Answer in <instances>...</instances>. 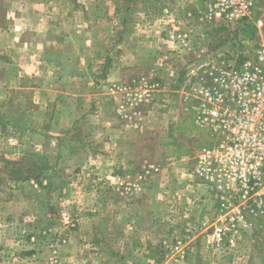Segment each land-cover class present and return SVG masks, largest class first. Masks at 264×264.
<instances>
[{
    "label": "rangeland",
    "instance_id": "374dc122",
    "mask_svg": "<svg viewBox=\"0 0 264 264\" xmlns=\"http://www.w3.org/2000/svg\"><path fill=\"white\" fill-rule=\"evenodd\" d=\"M202 7L196 0H0V264H18L20 258L28 264H79V252L70 260L62 258L71 233L83 219L109 224L108 200L97 206V193L121 203L137 202L146 184L158 178L151 171L139 180L147 164L170 171L176 160L190 164L208 143L171 81L168 89L164 83L163 92L141 107L137 121L118 114L119 95L113 88L143 74L155 75L156 51L141 68L128 53L143 41L140 37L149 49L154 37L168 44L166 37L180 34L209 37L212 45L228 37H257L253 19L206 23ZM256 7V15L262 13L264 0H256ZM99 11L102 16L91 15ZM177 59L173 55V61ZM76 95L84 100L76 102ZM93 97L104 99L106 112L115 101L117 120L132 129L147 150V157L122 167L111 184L97 167L82 163L93 122L77 113H90L97 104ZM19 159L24 168L30 159L46 168L38 178H17L13 171L18 164L13 162ZM129 181L143 189L128 190ZM83 194L88 204L81 215L76 199ZM180 195L165 201L174 219L171 228L150 229L145 246L139 244V236L126 246L121 239L116 246L113 233L100 242L91 236L83 250L86 264H264V225L247 231L232 247L213 248L206 243L205 219L194 205L182 203ZM142 213L140 221L146 222L148 215ZM178 240L184 243L183 256L171 251Z\"/></svg>",
    "mask_w": 264,
    "mask_h": 264
},
{
    "label": "built area",
    "instance_id": "2783aa9c",
    "mask_svg": "<svg viewBox=\"0 0 264 264\" xmlns=\"http://www.w3.org/2000/svg\"><path fill=\"white\" fill-rule=\"evenodd\" d=\"M196 1L203 5L206 23L253 19L256 28L257 37H228L216 45L209 37H166L172 48L159 58L193 124L208 137L187 171L217 198L215 215L202 223L206 243L232 247L247 231L264 225V11L256 15V0ZM164 83L151 73L114 85L118 114L137 121L141 107L163 92ZM151 171L160 173L161 166L147 164L139 180ZM126 186L143 189L131 181ZM183 248L178 240L171 251L183 256Z\"/></svg>",
    "mask_w": 264,
    "mask_h": 264
},
{
    "label": "crops",
    "instance_id": "0c3cea01",
    "mask_svg": "<svg viewBox=\"0 0 264 264\" xmlns=\"http://www.w3.org/2000/svg\"><path fill=\"white\" fill-rule=\"evenodd\" d=\"M109 14H111L110 10L106 13V16H109ZM140 38L144 42L141 41L135 48H131L130 52H128L131 60L133 59L134 63L139 62L141 68L143 66L142 64H146L149 61L150 58H148V55L150 52L156 51L157 55L152 70L155 69L156 75L164 77L163 79L166 83V88L168 89L171 80L167 77L165 65L160 66L162 60L159 59V55L160 53L161 55L169 53L168 49L172 48L171 43L166 44L163 37H154L156 38L154 40V47L153 49H149L145 42V38ZM136 54H139L138 58H135L137 57ZM118 67L119 65H115V70L113 71L116 72V68L118 69ZM124 69L125 68H123V70ZM160 70H162L161 74L159 72ZM65 82L68 81L66 80ZM76 83L79 85L80 81H77ZM82 96L76 95L75 101L81 102L84 100V97ZM65 97L67 98L66 95ZM93 100L97 104L90 113L82 109L80 110V113H77L78 117H82L81 119L90 116L93 122V127L91 128V145L89 149L84 148L82 150L83 158H85L84 161H86H83L82 163L87 164V162H90V164L97 167L99 174H101V177L104 178L105 182L111 184L116 178H118L116 175L120 174V169L122 167L127 168L132 163L139 162L141 158L147 157V150L141 145V143L136 141L132 129L117 120L114 114L115 101H111L112 111L106 112L103 105L104 99L93 97ZM183 161L184 160L180 159L172 162L173 166L170 171H162L161 166V172L163 173L161 174L160 172L157 174L159 179L156 178L152 181L150 180L149 183L146 184L143 194L139 196L140 201L127 202L124 200V202L121 203L115 199L109 200L101 193H97V197L94 199L97 206L103 205L106 203L105 201L108 200L106 204L109 205L108 209H111V211H107V221L109 224L108 226H98L89 223L88 220H81V225L71 233L68 241L69 246H64L66 252L62 254L63 261L70 260V257H74V254L79 252L78 257L76 258L77 262L79 264H86L88 262L86 260L88 259L84 258L86 252L83 250L86 242L89 241L91 236L94 240L100 242L102 239L106 240L108 234L110 237L111 233H113L116 246L119 245L120 239L122 240L123 246H126L127 244L132 243L133 240L137 242L136 237L139 236V244L145 246L146 243L149 242L148 231H150V229L158 231V229L163 230L165 226L167 228L173 226L174 219L170 214L172 211L166 206L165 201L170 203V200L175 199L174 197L179 193L182 194L180 195L182 203L186 202L187 205H194L197 213L203 217V220L212 218L215 215L218 205L215 194L211 193L204 186L193 181L194 179H191L187 174L190 165L188 162H185L184 164ZM84 196L85 194L76 199L81 203V215L85 214L84 208L88 204L85 201L86 198ZM182 196L185 197L183 198ZM177 198H179V196ZM142 210H145L148 215L146 222L140 221L141 216H143ZM120 235H122V238L118 239V236ZM156 236L157 235H155V240ZM97 237L99 239H97ZM70 247L73 250L69 251ZM41 249L44 255L48 254V248L46 246H43ZM66 255H68L69 258ZM18 261V264H28L27 260L24 258H20Z\"/></svg>",
    "mask_w": 264,
    "mask_h": 264
},
{
    "label": "trees",
    "instance_id": "16d2710c",
    "mask_svg": "<svg viewBox=\"0 0 264 264\" xmlns=\"http://www.w3.org/2000/svg\"><path fill=\"white\" fill-rule=\"evenodd\" d=\"M91 15H95V16H101V11L97 12V13H91ZM28 157H32L28 156ZM22 160V157L20 158ZM20 159L17 162H13V164H18V167L15 168V170L13 171V174H16L15 176L17 178H21V179H27L28 177L32 176L34 178H38L39 176L42 175L43 170L46 168L45 165L43 164V162L39 163L37 162V160L34 159H30V164L27 168H24L20 163ZM17 166V165H16ZM24 172H28L27 175H23Z\"/></svg>",
    "mask_w": 264,
    "mask_h": 264
}]
</instances>
